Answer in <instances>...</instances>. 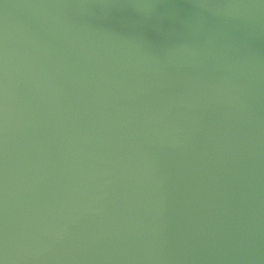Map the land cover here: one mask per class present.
Segmentation results:
<instances>
[{
    "label": "water",
    "instance_id": "water-1",
    "mask_svg": "<svg viewBox=\"0 0 264 264\" xmlns=\"http://www.w3.org/2000/svg\"><path fill=\"white\" fill-rule=\"evenodd\" d=\"M0 264H264V0H0Z\"/></svg>",
    "mask_w": 264,
    "mask_h": 264
}]
</instances>
